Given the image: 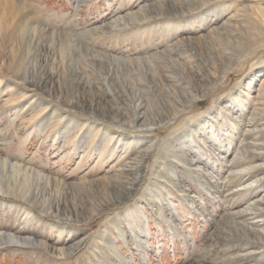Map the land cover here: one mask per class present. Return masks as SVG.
I'll return each mask as SVG.
<instances>
[{
	"label": "rangeland",
	"instance_id": "1",
	"mask_svg": "<svg viewBox=\"0 0 264 264\" xmlns=\"http://www.w3.org/2000/svg\"><path fill=\"white\" fill-rule=\"evenodd\" d=\"M20 1L75 46L52 62L59 76L46 91L0 68V158L21 166L4 176L27 170L37 193L33 203L0 195V229L50 247L82 243L64 257L0 247V264H264V236L240 224L264 235L253 205L264 181L229 169L264 149L251 144L264 143V0ZM46 43L37 51L50 59ZM138 102L148 131L131 126ZM247 171L243 185L229 177Z\"/></svg>",
	"mask_w": 264,
	"mask_h": 264
},
{
	"label": "bare ground",
	"instance_id": "2",
	"mask_svg": "<svg viewBox=\"0 0 264 264\" xmlns=\"http://www.w3.org/2000/svg\"><path fill=\"white\" fill-rule=\"evenodd\" d=\"M174 2H175V0H174ZM24 6L25 5H23V2L20 1V0H0V68H2V71H3V69H5V71L11 72L12 74H15V75L16 74H19L24 81L29 82L31 84L30 86L33 88V90L38 89V90H41V91H46L47 90L46 89V84L49 83V82L51 83V81H52L51 79H54L56 76H59L57 74V72H55V71L52 70V67H53L52 66V64H53L52 62H54V61H56L57 63L59 62L58 63L59 65H60V63L65 64L64 62H67L70 59V57H71L70 50L73 49L75 45L73 44L72 41L69 42V40H68V34L67 35L66 34L65 35L64 34H59V38H58L57 34L54 31H51V29H48V28H45L44 26H42L41 23H40V21L37 20V18L35 16L30 15L29 11L27 10L28 8L26 9ZM134 14H135V12H134ZM134 16H136V15H134ZM139 16H140V12H139ZM129 20H128V22H129ZM118 21H119V19H118ZM120 23H122V22L120 21ZM43 41H47V42L50 41L52 50L54 49L53 50L54 51V56H51L50 59H47V58H49V56H47V58H46V56H45V58L42 57L41 54L39 53L40 51L39 50H38L39 52L37 51V48H39L42 45ZM50 43H46V44H49L50 45ZM181 43H182V41H181ZM218 46H219V44H218ZM48 51L49 50H47V52ZM37 54H40V55H37ZM170 55H171V53H170ZM157 57H159V56H157ZM229 57H231V56H229ZM26 60H35L36 61L34 63V66H33V68L34 67L36 68L35 69V73L34 72H31V75H30L28 72H26L23 69L24 64L27 62ZM30 62L32 64V61H30ZM30 62H29V64H30ZM141 62H142V60H141ZM98 63H100V62H98ZM68 65H69V63H68ZM68 65H67V67H68ZM167 65H169V64H167ZM28 66H30V65H28ZM169 68H170V65H169ZM161 70H163V69H161ZM56 71H57V69H56ZM147 71H149V70H147ZM155 71H156V69H155ZM160 75H162V74H160ZM172 75L173 74H171L170 76H172ZM144 78H145V76H144ZM176 80L177 79H175L174 81H176ZM186 83H187V81H186ZM154 84H155V82H154ZM179 84L180 83H178V85ZM174 85H176V84L174 83ZM178 85H176V86H178ZM79 86H80V84H79ZM184 88H186V87H184ZM188 89L189 88L187 86V90ZM185 91H186V89H185ZM189 91H190V89H189ZM178 92H179V89H178ZM178 92H177V90L176 91L174 90L173 91V94L174 95H177V97L179 98ZM185 96L186 95L183 94V98H185ZM166 97H167V100L169 101V103H167V104L169 106L170 105H173V103L175 101L171 99V96L168 95ZM167 100H166V102H167ZM186 100L189 102L190 101V98L189 99H186ZM164 105H166V104H164ZM133 108H134V116H133L132 120L130 121L132 123V125L131 124L130 125L135 128L136 127L135 126L136 120H138V121L141 120L142 123L138 125V127L136 128L135 131H139V132L148 131L149 128H150V126H148L149 125V120H148V117L145 116V114H144L145 112H143V110H142L143 109L142 104L140 102H138V103H136L134 105ZM175 110L176 111L174 113H172L171 115H169V117L167 118V120H165V123L171 121L173 119L175 113L180 111V109H175ZM158 113L160 114V112H158ZM104 115L106 117L112 118L109 115V113L108 114H104ZM152 119H153L152 122H155L154 121L155 120V117H153ZM130 125H128V126H130ZM251 144L253 145V149H256V150L259 149V147L260 148H264V143H261V145H257L256 143H251ZM237 153L238 152H236L235 156L237 155ZM144 155H146V156L148 155V150H146V152H145ZM138 166H140V165H138ZM20 167L21 166L15 164L14 162L13 163H10V161L8 159H6V158H4V159L0 158V172H1V174H0V195H11V196H15V197L17 196V197L22 198L23 200H26V201L27 200L29 201V199H30V201H32L31 203H33L35 200H37V193L35 191L31 190L32 183H29L28 182V178L29 177H27V176L29 174H27V173H29V172H27V170L23 169V171L25 170L24 171V175L25 176L22 179H20L19 177H16V176H12L11 178L8 175H6V177H8V178H5V176H4V171H5L6 168H8V169L10 168V170H12L13 172H16L17 173L18 171H20V169H21ZM234 167H236V168H234ZM242 168H250V169H252L253 172H258V174H261V176L258 177V178H256V180L259 181V182L260 181H264V149L261 152H258V151H255V150H250L249 151V154L247 156H245L242 160H238V161H233L232 160L229 169L230 170L231 169H236V170L239 169L240 170ZM132 169H133V167L132 168L128 167L126 169L119 170V173L120 174H126L127 173L126 171H129V173H130V170H132ZM253 172L250 173L249 171H247V172H245L243 174L232 173V174H230L229 177L232 178V180L238 182V185H241V184L243 185V182H244L243 181V178L246 177L247 175H249V177H251L253 175ZM2 173H3V175H2ZM35 177H37V176H35ZM249 177H247V179H249ZM44 182H46V180ZM133 182L134 181L131 182V187L130 188H132ZM57 185H58V183H57ZM40 186H43V183ZM241 188L243 190H246V188H244V186L243 187L241 186ZM44 189H45V187H44ZM50 195H51V193H50ZM123 196L124 197H127L128 196V191H126ZM55 198H57V197H55ZM8 201H9L7 203V206L8 207H12V206L17 205V203H15L12 200H8ZM41 204L43 206V203H41ZM253 205H255V206L260 205L261 207H260V212L259 213H262L263 216H264V211H263L264 210V199H260V200L255 201ZM59 207H61V206H59ZM72 209H75V208H72ZM18 210L21 211V212H19L17 214V216H22V215L27 216L28 215V217L26 218L27 220H31L32 219V220L39 221V219H40L39 216L35 215L33 212H31L30 210L26 209L25 207H20ZM236 216L237 215L235 214L231 218L234 219V221H235V217ZM237 222L238 221H235L234 223H237ZM240 224L242 225L241 227L246 228V231L249 230L251 232H255L256 234H258V237L259 238H261V239L263 238V236H264L263 233L261 231H255L252 227H249L248 223L247 224L246 223L244 224L243 222L242 223L240 222ZM50 228H52L53 231H57V230L59 231V229H60V227L58 225H56V224H51L50 225ZM79 242L82 243V240L81 241H78L76 243H73L71 245L65 246V247H60V248H57L56 246L55 247H50L43 240H37V238H35L33 235H30V236L23 235V233L20 230H18V229H15V230L14 229L13 230H6V229H3L2 230V229H0V247H12V248H23V247H26L27 248V247H34V246L43 247L44 249L48 250V252L51 253V255L52 254H56L59 257H64V256H67V255L71 254L73 252V250L77 249V247L79 246ZM261 242H263V241L261 240Z\"/></svg>",
	"mask_w": 264,
	"mask_h": 264
},
{
	"label": "trees",
	"instance_id": "3",
	"mask_svg": "<svg viewBox=\"0 0 264 264\" xmlns=\"http://www.w3.org/2000/svg\"><path fill=\"white\" fill-rule=\"evenodd\" d=\"M12 264H13V262H12Z\"/></svg>",
	"mask_w": 264,
	"mask_h": 264
}]
</instances>
